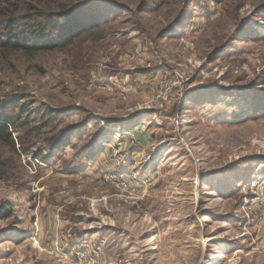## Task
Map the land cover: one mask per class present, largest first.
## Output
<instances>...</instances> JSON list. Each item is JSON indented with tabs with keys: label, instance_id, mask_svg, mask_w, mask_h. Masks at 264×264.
<instances>
[{
	"label": "rangeland",
	"instance_id": "1",
	"mask_svg": "<svg viewBox=\"0 0 264 264\" xmlns=\"http://www.w3.org/2000/svg\"><path fill=\"white\" fill-rule=\"evenodd\" d=\"M19 8L101 25L0 47V264H264V0Z\"/></svg>",
	"mask_w": 264,
	"mask_h": 264
},
{
	"label": "trees",
	"instance_id": "2",
	"mask_svg": "<svg viewBox=\"0 0 264 264\" xmlns=\"http://www.w3.org/2000/svg\"><path fill=\"white\" fill-rule=\"evenodd\" d=\"M23 1L31 0H0V47L3 50H24L34 54L65 49L82 34L101 25L100 21L91 26L80 25L75 19H68V16L74 13L73 10L60 9L61 11L58 13L60 21H54L52 18L47 19L45 24H41L37 20L34 21L38 27L35 35L30 32L28 23L22 21L24 17L21 15L19 5ZM53 3L54 1L50 4ZM47 29H51L48 34ZM30 34L37 38L33 39ZM11 106L18 108L19 112H24L17 116L8 111H0V140L6 141L14 148L15 141L11 129L15 126L28 128L35 122V119L30 111L19 105L18 100L13 101ZM1 170L0 163V172Z\"/></svg>",
	"mask_w": 264,
	"mask_h": 264
},
{
	"label": "built area",
	"instance_id": "3",
	"mask_svg": "<svg viewBox=\"0 0 264 264\" xmlns=\"http://www.w3.org/2000/svg\"><path fill=\"white\" fill-rule=\"evenodd\" d=\"M255 185V184H254Z\"/></svg>",
	"mask_w": 264,
	"mask_h": 264
}]
</instances>
